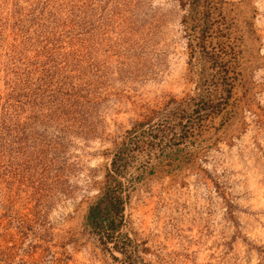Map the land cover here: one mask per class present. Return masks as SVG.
<instances>
[{
	"label": "rangeland",
	"instance_id": "obj_1",
	"mask_svg": "<svg viewBox=\"0 0 264 264\" xmlns=\"http://www.w3.org/2000/svg\"><path fill=\"white\" fill-rule=\"evenodd\" d=\"M0 264H264V0H0Z\"/></svg>",
	"mask_w": 264,
	"mask_h": 264
},
{
	"label": "trees",
	"instance_id": "obj_2",
	"mask_svg": "<svg viewBox=\"0 0 264 264\" xmlns=\"http://www.w3.org/2000/svg\"><path fill=\"white\" fill-rule=\"evenodd\" d=\"M206 33V32H205ZM204 33V34H205ZM204 34L202 35L201 40L204 39ZM204 45V44H203ZM225 73V72H224ZM226 77L223 75V79ZM115 160V159H114ZM116 160L113 161L112 165V175L110 173L107 175V179L113 178V175L115 173L116 169ZM111 182L109 180V184L106 187L104 193L102 194L101 198L97 201V203L90 207L88 212V223L92 226L97 227V225H102L103 220L108 219L106 216L115 212L118 213L122 210V198L118 196L115 192V187L111 186ZM112 223V222H110Z\"/></svg>",
	"mask_w": 264,
	"mask_h": 264
}]
</instances>
